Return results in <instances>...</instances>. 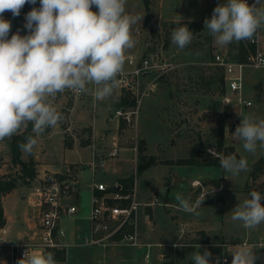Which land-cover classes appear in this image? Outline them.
<instances>
[{"label":"rangeland","instance_id":"rangeland-1","mask_svg":"<svg viewBox=\"0 0 264 264\" xmlns=\"http://www.w3.org/2000/svg\"><path fill=\"white\" fill-rule=\"evenodd\" d=\"M225 2L226 0H127L126 11L142 19L131 28L136 43L126 52L134 53L140 59L148 52V59L157 57L163 63L172 64L174 67L166 74H157L154 78L145 80L144 85L153 83L155 89L149 96L142 98L136 128L116 123L117 129L111 130L110 136L105 135L107 130L105 118L109 113L110 117L114 118L115 110L120 108V100L123 97L129 99V96L119 89L116 88L110 97L98 101L96 106H92L93 99L88 93L82 97H74L70 90L64 92L68 99L56 108L64 116L58 123L62 131H66L65 144L68 146L76 144L75 147L73 149L64 147L58 124L53 127L50 135L44 133L39 136L34 147L42 165H49L53 170L64 164H77L68 165L64 171L56 173L66 175L70 170L78 180L73 190H78L80 196L79 202L75 203L76 214L61 221L67 234L63 241L69 245L65 250V261L58 264H98L103 258V253L110 250L111 246L102 248L87 244L91 230L89 220L93 191L91 181L103 182L112 187L116 178L118 183L121 180H130L133 185L131 189L136 186L139 200L142 202H148L154 197L159 199V204L152 208L140 207L137 211L136 227L139 242L151 244V247L147 249L127 245L113 246L125 254L124 258L129 253L128 257L133 260L120 264H194L189 249L196 244L201 245L198 249L201 253L205 249L212 253V264L215 258H226L227 264H232L231 252L241 246L253 248L254 254L258 257L255 264H264V246L261 243H264V222L255 230H246L240 222L231 220V210L239 201L249 198V194L241 190L248 181L250 168L260 156V151L251 154L240 147L241 156L248 161V170L236 176L225 172L219 166L173 165L178 160L189 158L197 150L201 156L194 159L198 162H204L208 157L213 158L208 153L209 149H214L219 155H237L234 147L232 153L219 152L216 149L218 123L224 120L228 136L226 146H230L233 138L229 133L230 125L227 119L237 117L241 122L240 116L248 113L223 106L221 100L223 85L220 83L222 71L212 64V57L218 52L228 56L236 55L238 43L217 45L208 30L204 29L205 18L210 19L213 9ZM180 21H192L203 27L201 32L193 34L192 43L183 51L170 41L171 27ZM256 35L260 46H264V26L257 30ZM259 76L264 78V70L245 69L243 88L245 96H248L249 90L246 80ZM262 82L264 88V79ZM92 87L89 86L88 92H92ZM58 95L60 96V93L49 97L47 102L50 103L52 100L57 102ZM249 97L253 105L250 110L255 113L253 115L264 113L262 103L264 100L261 101L259 92L254 89ZM75 104L78 107L76 106L71 113L70 109ZM71 123L74 125L73 128L70 127ZM90 125L94 126L98 135L94 136ZM10 139L0 141V169L2 176L16 177L17 173L10 165V158H6V155H10ZM114 142L121 148L119 159L108 164L105 173L97 172L95 177H92V171L87 166L91 161L92 149L97 155L107 154ZM141 147L144 148L143 152L140 150ZM135 148L137 152L133 151ZM23 155L27 157V154ZM142 155L154 156L157 164L140 175L137 173V165ZM237 156L239 158V155ZM120 161L126 168L124 170L126 176L121 178L118 173L122 171L117 164V162L120 164ZM113 169L118 175L112 172ZM56 174L45 176L48 178ZM41 179L43 178L35 182H19V187L32 197L34 188L40 184ZM215 179L223 181L227 189L225 193L213 192V188L203 183ZM193 180H199L201 185L191 186ZM177 192H181L193 203L203 199L204 194L209 192L203 204L197 206L200 215L186 213L180 209L174 199ZM223 195L224 207L220 209L217 205L220 203L219 200L223 199ZM71 201L74 203L75 198H71ZM261 203L264 205V200ZM4 208L9 216L15 217L31 209L29 200L21 199V192L6 199ZM180 225L185 229L182 238ZM19 231L22 229L14 228L13 233L10 232L13 236L12 243L19 244L23 241L17 238L16 234ZM10 234L7 233L4 238L9 239ZM208 236L209 244H201ZM174 243L179 245L176 249L172 247ZM255 244L258 246L257 249L254 248ZM6 251V248H0V260L3 259V264H12L11 257ZM146 253L149 255L147 261Z\"/></svg>","mask_w":264,"mask_h":264},{"label":"clouds","instance_id":"clouds-1","mask_svg":"<svg viewBox=\"0 0 264 264\" xmlns=\"http://www.w3.org/2000/svg\"><path fill=\"white\" fill-rule=\"evenodd\" d=\"M25 16L24 28L9 38L11 21L5 12L18 17L25 4L37 0H0V141L11 138L22 127L31 124V131L18 144L25 154H32L37 138L47 128L64 119L61 112L48 103V98L66 90L86 94L94 86V100L110 97L119 84L124 70L125 51L135 46L131 28L141 21L138 15L126 11L127 0H39ZM93 7L97 10L93 11ZM264 26V0H226L218 4L207 29L217 45L251 41ZM193 32L182 25L172 30L170 41L183 51L193 40ZM233 136L242 142L243 149L255 154L264 148V119L243 115ZM211 155H217L209 149ZM220 167L233 176L248 170V161L241 156L217 155ZM228 178L227 176H225ZM181 192L175 193L178 207L186 213L200 215L197 206ZM264 193L251 191L249 198L239 201L231 210V220L238 221L246 230H255L264 222ZM190 254L194 264H212V253L196 244ZM232 264H255L258 257L253 248L241 246L232 251ZM17 264H58L53 252L25 251ZM218 264V261H217Z\"/></svg>","mask_w":264,"mask_h":264},{"label":"built area","instance_id":"built-area-1","mask_svg":"<svg viewBox=\"0 0 264 264\" xmlns=\"http://www.w3.org/2000/svg\"><path fill=\"white\" fill-rule=\"evenodd\" d=\"M251 4L252 0H248ZM254 46V50L249 51L245 62L232 61L230 57L223 53L214 54L213 65L222 71L223 92L221 100L223 106L229 109L245 110L250 109L252 102L243 94L245 84V69L253 68L264 70V46H260L257 35L249 41ZM174 69L172 64L163 63L157 57L148 59L137 57L134 53L125 51L124 70L119 74V84L116 87L121 92L129 96L130 106L118 108L114 112V119L117 125L123 123L128 127L137 126L142 98L149 96L155 89L153 83L144 85L146 79L154 78L157 74H166ZM150 73V76L147 74ZM74 97H82L84 94H77L70 90ZM230 122L232 132L240 124L237 117L227 119ZM121 148L116 142L112 144V149L107 154L94 153L92 160L87 166L92 171V177L97 172L105 173L108 164L113 163L119 157ZM137 152V149H133ZM210 155V151L208 152ZM216 153V152H215ZM217 154V153H216ZM219 155V154H217ZM217 155L213 157L217 158ZM212 156V155H211ZM78 184L70 170L66 175L56 174L52 177H43L40 184L34 188L33 207L36 209L34 218V228L31 230L34 236L23 243L10 244L11 263L23 257L25 251L47 253L49 250H66L68 244L63 240L66 237V230L61 226L62 219L71 218L77 212V206L69 204L68 201L74 192L73 188ZM193 186H200V182H193ZM92 209L89 220L91 223L90 237L88 245L97 247H109L116 245H127L129 247L147 248L151 244L139 242L136 221L137 211L140 207L150 209L159 204L157 197L148 202L139 200L136 186L127 193H123L121 184L108 187L104 183L91 181ZM145 212V210H144ZM7 233L5 226L0 227V247L2 246V236ZM180 238L183 237L185 229L180 225ZM26 235H28L26 233ZM245 245V243H243ZM179 245L174 243L173 249ZM254 247H257L255 244ZM149 255L146 253L145 260ZM227 264V259L215 258L213 264Z\"/></svg>","mask_w":264,"mask_h":264},{"label":"crops","instance_id":"crops-1","mask_svg":"<svg viewBox=\"0 0 264 264\" xmlns=\"http://www.w3.org/2000/svg\"><path fill=\"white\" fill-rule=\"evenodd\" d=\"M38 4H40L39 0L37 1ZM28 13V12H27ZM26 12L25 13H22L20 14L18 17H13L12 15L11 16H4V18L6 20H9L11 21V29H10V33H9V38L11 37L12 34L16 33L17 30H19L20 32V35L21 36H24V35H27L28 32H27V29L24 28V25L26 23L25 21V16L27 14ZM263 77L259 76V77H253V78H250L248 79V81L246 80L248 86H249V90H248V96H246L249 100H250V97L249 95H251V92L256 89L258 92H259V97L262 100H264V88H263ZM93 90L92 92H87L88 94H90V96H92V99H93V103H92V106H96L97 105V102L96 100H94V86L92 87ZM67 94H65L64 92L63 93H60V96L58 95V100L57 102H55L54 100H52L50 103H52V105L54 104V107L56 105L55 108H58L60 107L62 104H64L66 101H67ZM262 103H264V101H262ZM58 106V107H57ZM78 107V105H74V107L71 110V113L73 111V109L75 107ZM93 108V107H92ZM96 111V110H95ZM241 112L242 111H247L248 114H245V115H252V116H255L256 118H264V113H257L256 115H253L255 113H252L250 109H245V110H240ZM253 111H255V109H253ZM109 112V111H108ZM99 115V114H98ZM94 116H91V118H93ZM95 117H98V116H95ZM72 119V118H71ZM228 121V120H227ZM71 122H73V119L71 120ZM105 122H106V125H107V130L105 131V135L107 136H110L111 135V130H116L117 129V126H116V120L114 118H112V116L110 117V113L108 114V117L105 118ZM229 125H230V122L228 121ZM72 124V123H71ZM87 126V125H86ZM92 126V125H90ZM71 128L74 127V125L72 124L70 126ZM70 127L68 128V130H70ZM93 128V132H94V136L98 135L96 134L95 132V129H94V126H92ZM58 129H59V133L61 135V140H62V143L64 145L65 148H68V149H73L76 145V144H69L66 145L65 142H64V139H65V135H64V132L66 131H62V129L60 128V124L58 123ZM53 130V127H49L46 129L45 131V134L47 135H50V133L52 132ZM67 130V131H68ZM228 132V131H227ZM229 133L230 135L232 136V140L233 142L230 143L231 145L229 147H234L235 148V153L237 155H239V158L241 157V154H240V147H242V142L239 141L238 139H235L234 136H233V133L231 128H229ZM225 136H226V140H227V135H226V132H225ZM1 144V143H0ZM87 148V147H86ZM258 151H260V156L258 157L257 160H255V162H257L262 156H264V148H260L258 147L257 148ZM22 155H21V159L23 162H28L29 159H33V161L35 162L36 166V172H37V177L31 181V182H35V181H39L40 178H43L45 175H48V174H56V173H61L62 171L65 170V168L68 166V165H77V164H64L62 167H59V168H56V169H52L50 168L49 165H42V163L39 161V156L35 153L34 149H33V153L32 154H27V157L25 158L24 157V153L21 151ZM93 155H94V150L92 149V157H91V160L93 158ZM152 156V155H151ZM10 158V155H6V158ZM119 159V158H118ZM117 159V160H118ZM122 161V160H121ZM120 161V164L117 162V164L119 165L120 169L122 172L121 173H118L121 177H125L126 175H124L126 172H124V170L126 169L125 166L122 164V162ZM254 162V163H255ZM253 163V164H254ZM252 164V165H253ZM11 165V163H10ZM12 166V165H11ZM13 167V166H12ZM221 168V167H220ZM15 170L17 171L18 168H15ZM251 170V168H250ZM1 169H0V175L2 174L1 173ZM113 173L117 174V171L115 169L112 170ZM250 173V171H249ZM40 174V175H39ZM117 174V175H118ZM117 179V178H116ZM115 179L114 181V184L113 185H116V184H119L117 182V180ZM215 180H221V179H215ZM215 180H211V181H205L203 183H206L209 187L213 188V192H219V191H223L225 193V191L227 190L225 188V184L223 183V181L221 180V183H220V186H216L213 184V181ZM200 182L199 180H193L191 182V186H192V183L193 182ZM249 182V186L251 189H260L263 185H264V174L262 176H260L258 179H256L255 181H249V175H248V181L247 183ZM103 183V182H101ZM201 183V182H200ZM246 183V184H247ZM246 184H245V187L243 188V190H241L242 192H245L247 194H249L251 191H247L246 190ZM254 184V185H253ZM110 187V186H108ZM21 192V199H28L29 202H30V210L27 211V212H24L23 214L21 213L19 216L15 217V216H9L8 212L5 210L4 208V201L6 199H10L14 196H17V194ZM92 195H93V191L91 192ZM224 196V195H223ZM75 198V202L72 203L71 201V198ZM71 198L69 199L68 203L69 204H73V205H76L75 203H78L79 202V199H80V196H79V193H78V190L74 191L72 193V196ZM92 198V197H91ZM92 200V199H91ZM224 200H225V196L223 197L222 200H219L220 203L217 205L218 208L222 209L224 207ZM1 202H2V208H3V213H4V219H5V228H6V231L7 233L11 234L13 233V229L14 228H21L22 231H19L17 232V238L18 240H23V241H20V243H23L25 241H28L30 240L33 236H34V233L31 232V230L34 228V218L36 217V209H34L33 207V197L30 196V194L27 192V191H22V188L21 187H17L16 189H14L12 192L10 193H7L5 195L2 196V199H1ZM12 217V218H11ZM10 222V223H9ZM62 226V225H61ZM63 227V226H62ZM64 228V227H63ZM7 233L5 235H7ZM26 233L28 235H26ZM9 235V239H5L3 235L2 236V239H1V242H2V246L0 248H6L7 249V254H9L10 256V247L9 245L10 244H16V243H12L11 240H12V235ZM209 235V234H208ZM230 237L232 238V236L230 235ZM221 238H222V235H221ZM224 238V237H223ZM207 240H208V244H209V236L207 237ZM262 245L264 246V243L261 242ZM68 244V243H67ZM69 245V244H68ZM255 249L258 248L257 247H254ZM129 253L127 254V257H125V254H122L119 250L117 249H114L113 246L110 247V250L103 253L102 255V259L98 262V264H120V263H129V262H132V258L131 257H128ZM168 256V255H167ZM65 259H66V256H65ZM2 258L0 260V264H3L2 263Z\"/></svg>","mask_w":264,"mask_h":264},{"label":"trees","instance_id":"trees-1","mask_svg":"<svg viewBox=\"0 0 264 264\" xmlns=\"http://www.w3.org/2000/svg\"><path fill=\"white\" fill-rule=\"evenodd\" d=\"M38 1V0H37ZM33 7L39 8L40 4L38 2L35 5L32 4H25V6L21 9V13H27L32 10ZM97 9L93 7V11H96ZM4 16H11V12H5L3 14ZM187 25V27L194 33H199L203 29L201 25H197L196 23H193L192 21H180L178 23H175L172 25V29L182 25ZM255 37V34H254ZM254 50V46L250 44L249 41H242L237 44V54L233 56H229L232 61L237 62H245L248 56L249 51ZM149 53H145L143 56L147 58ZM214 58V56L212 57ZM221 85H223V77L220 79ZM223 92V91H222ZM131 103L129 99H126V97H123L120 100L119 107L126 108L130 106ZM29 134L35 135L31 131V124L27 128H21L16 134H14L9 143V153H10V162L11 165L14 168H18L16 171L17 176H2L0 175V227H3L5 225V219H4V213L2 208V196L12 192L14 189H16L19 186V182L28 183L33 181L37 177L36 172V164L33 161V159H29L28 162H23L21 159V150L18 147V144L20 142H23L25 137ZM216 149L220 151H226V152H233V148L226 146V136H225V122L224 120H221L218 123V130H217V146ZM141 152L144 151V148H140ZM196 156L200 157V151H195V153H192L189 158L181 159L176 161L173 165H190V166H219V160L218 158H210L208 157L206 161L204 162H198L196 159H194ZM237 156V155H236ZM238 158V156H237ZM239 159V158H238ZM156 159L154 156L145 157V155L140 156L139 162L137 165V173L142 174L146 169H148L151 166L156 165ZM264 174V156H262L257 162H255L251 166V170L249 173V181H255L260 176ZM221 180H215L213 181V184L216 186H220ZM123 187V193H127L132 188V182L130 180H121L119 183ZM246 190L247 191H258L261 193H264V185L260 189H251L249 186V182L246 184ZM201 244H208V240L205 239L203 243ZM195 251V247H192L189 249V253ZM48 252H53L55 254V259L57 262H63L65 261L66 252L65 250H49Z\"/></svg>","mask_w":264,"mask_h":264},{"label":"water","instance_id":"water-1","mask_svg":"<svg viewBox=\"0 0 264 264\" xmlns=\"http://www.w3.org/2000/svg\"><path fill=\"white\" fill-rule=\"evenodd\" d=\"M148 76H150V73L149 74H147Z\"/></svg>","mask_w":264,"mask_h":264}]
</instances>
